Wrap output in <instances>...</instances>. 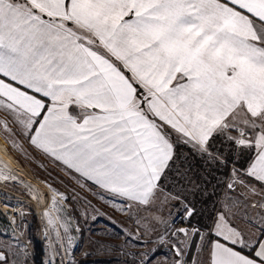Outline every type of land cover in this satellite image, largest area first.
<instances>
[{
    "label": "snow or ice",
    "instance_id": "snow-or-ice-1",
    "mask_svg": "<svg viewBox=\"0 0 264 264\" xmlns=\"http://www.w3.org/2000/svg\"><path fill=\"white\" fill-rule=\"evenodd\" d=\"M0 139V264H264V0H0Z\"/></svg>",
    "mask_w": 264,
    "mask_h": 264
},
{
    "label": "rangeland",
    "instance_id": "rangeland-1",
    "mask_svg": "<svg viewBox=\"0 0 264 264\" xmlns=\"http://www.w3.org/2000/svg\"><path fill=\"white\" fill-rule=\"evenodd\" d=\"M4 146H5L4 140L0 139V148L4 149ZM36 160H37V158H36ZM22 162L25 164V169L29 173H31V172L26 167L27 165L29 167H31L32 169H37V171H41L39 168L36 167L35 163H29L27 161H22ZM48 170L52 172V177H55V178H58V179H62V180H64L65 184L68 185V187L65 188L61 184H55L54 186L59 188L61 192H65L67 195L71 196L72 192L69 189L76 188V191L79 192L81 195H86L87 194L84 189L77 188L75 186V184L71 180H69L68 177L63 172H61L57 168L48 169ZM49 179H51V181L49 183H52V178L49 177ZM40 180H42V179H40ZM0 191L6 192L10 196L11 197V202H12V200L17 199L16 197H19V196L23 197L24 199L25 198H29L30 196H33V192H27V190L23 187V185H18L16 187H11L10 186V187H8L6 189H2ZM0 198L3 199V197H0ZM89 199H92V197L90 196ZM31 201L33 202V199ZM12 203H16V205L18 207H20L21 209L24 210L25 213H27L26 215H24V218H23V223H24V225H26V228L24 229V232H23V237L26 240L29 237H31L33 242H34V245H36L37 234H38V222H37V216H36V209H35L34 205L31 204V203L30 204H25L23 202H12ZM93 204H96L98 207H102L103 210H105V211H110L109 208L104 207L97 200H93ZM76 207H77L76 204H72L71 205V213L70 214L76 216V218L79 219V214L75 212ZM0 213H2V212L0 211ZM114 218L116 220H121L122 219V217L119 216V215H116ZM101 224H103V221H101ZM101 224L96 225V227L99 228L101 226ZM81 226L82 227L84 226L82 220H81ZM0 229H10V226H9L6 218L3 217V216L0 219ZM92 239H94V240L95 239H101V237L93 236ZM81 243H82V246L84 248L88 247V233H87V231H85L84 239L81 241ZM92 259H100V257L94 256V257H92ZM78 260H81V261L83 260V257L80 256L79 252H78ZM89 264H90V262H89Z\"/></svg>",
    "mask_w": 264,
    "mask_h": 264
},
{
    "label": "bare ground",
    "instance_id": "bare-ground-1",
    "mask_svg": "<svg viewBox=\"0 0 264 264\" xmlns=\"http://www.w3.org/2000/svg\"><path fill=\"white\" fill-rule=\"evenodd\" d=\"M0 158L7 161L12 166L14 171L19 174L21 180L30 183L33 186V188L39 191L40 193L50 195L48 187L45 184L41 183L40 182L41 180L31 177L24 169L21 170V168L17 166L15 163H13V161L9 158V156L5 154L2 148H0ZM34 195H35V192H33V196ZM0 203H1L0 205H2V207L5 208L6 210H13V211L17 210L16 207H13V208L4 207V201H0ZM33 203L36 205L37 210L41 216V214L46 210V208L37 204L36 200L34 199H33Z\"/></svg>",
    "mask_w": 264,
    "mask_h": 264
},
{
    "label": "built area",
    "instance_id": "built-area-1",
    "mask_svg": "<svg viewBox=\"0 0 264 264\" xmlns=\"http://www.w3.org/2000/svg\"><path fill=\"white\" fill-rule=\"evenodd\" d=\"M17 199H15V200H12V202H23V203H25V204H33L34 205V207H35V209H36V216H37V222H38V234H37V240H36V245H41V247L39 248V249H37V252H38V254L39 253H41L42 251H43V248H42V241H41V229H42V227H43V224H44V221L41 219V216H40V214H39V212H38V210H37V207H36V205L31 201L32 199H30V198H23V197H21V196H19V197H16ZM19 199V200H18ZM0 201H4L2 198H0ZM11 202V203H12ZM12 205H14L17 209H21L20 207H18L17 205H16V203H12ZM23 210V209H22ZM0 211L2 212V213H9V212H13V210H6L5 208H3L2 207V205H0ZM24 211V210H23ZM23 218H24V216H23ZM23 218H22V220H23ZM6 220H7V222H8V224H9V226H10V219H8V218H6ZM20 223V219H18L17 220V224H19ZM19 234V233H18ZM21 242L22 243H26L27 242V240L26 239H24V237H23V235L21 236ZM30 250H32L31 248H30ZM77 259H78V252H77Z\"/></svg>",
    "mask_w": 264,
    "mask_h": 264
},
{
    "label": "crops",
    "instance_id": "crops-1",
    "mask_svg": "<svg viewBox=\"0 0 264 264\" xmlns=\"http://www.w3.org/2000/svg\"><path fill=\"white\" fill-rule=\"evenodd\" d=\"M37 162L39 163H44L45 166L48 169H53L54 166L52 164H50L47 160H45L43 157L41 156H37ZM28 168V170L33 174L29 173L25 168L24 170L33 178H36V176H39V180H48L49 182L51 181V179H49V176L44 172V171H37V169H32L31 167H29L28 165L26 166ZM58 169V168H57ZM59 170V169H58Z\"/></svg>",
    "mask_w": 264,
    "mask_h": 264
},
{
    "label": "trees",
    "instance_id": "trees-1",
    "mask_svg": "<svg viewBox=\"0 0 264 264\" xmlns=\"http://www.w3.org/2000/svg\"><path fill=\"white\" fill-rule=\"evenodd\" d=\"M1 218H2V216H0V219H1ZM4 221H5V220H4ZM4 221H3V222H4Z\"/></svg>",
    "mask_w": 264,
    "mask_h": 264
}]
</instances>
